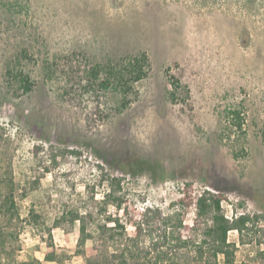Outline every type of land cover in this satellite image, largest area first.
<instances>
[{
  "label": "rangeland",
  "instance_id": "1",
  "mask_svg": "<svg viewBox=\"0 0 264 264\" xmlns=\"http://www.w3.org/2000/svg\"><path fill=\"white\" fill-rule=\"evenodd\" d=\"M141 53L147 78L132 86L125 107L117 92L103 93L110 117L88 128L61 96L60 67ZM9 69L32 80L30 93L18 92ZM232 111L241 113V132ZM107 176L121 179L123 210L99 203ZM10 181L17 213H0V264H43L48 245L57 261L46 264H84L75 211L92 216L86 254H95V241L98 253L136 247L191 264L208 224L195 211L204 192L222 196L228 218L262 215L242 236L227 234L234 264H259L264 0H0V201ZM109 216L140 222L141 234L126 226L121 236Z\"/></svg>",
  "mask_w": 264,
  "mask_h": 264
},
{
  "label": "trees",
  "instance_id": "2",
  "mask_svg": "<svg viewBox=\"0 0 264 264\" xmlns=\"http://www.w3.org/2000/svg\"><path fill=\"white\" fill-rule=\"evenodd\" d=\"M64 86L61 88V96L64 99L75 104L79 111L84 115V120L88 128H93L102 121L110 117V111L105 106L101 107V98L103 93L111 90L121 96L122 107L127 106L126 97L132 92V86L144 80L148 76L149 61L145 53L137 56L120 59L115 63L108 62L102 65L78 64L66 59L65 63L60 67ZM52 72V71H49ZM15 75V76H14ZM9 69L7 71L8 80L17 82V90L20 94L25 95L32 91V80L25 74H14ZM51 73L47 76L51 80ZM9 82V81H8ZM173 86H177L176 81H172ZM176 88V87H175ZM106 93V94H107ZM174 98V93H169ZM92 103L88 107L87 104ZM233 126L241 132L243 119L238 111L230 112ZM110 189L104 193L100 204H111L116 211L122 209L124 199L120 196L121 191L120 178H109ZM113 185L116 186L115 190ZM2 201H0V213L10 212L17 213L15 203V189L13 182L10 181L6 187ZM25 194H22V196ZM222 196L212 195L209 192H204L195 202L196 217L207 218L206 226L202 229V239L195 245L194 257L191 259V264H217L219 258H222L225 264H234V243H229L227 234L230 231H236L240 236L246 231L253 228L261 220L262 215L254 214H239L235 217L228 218L221 212ZM225 198V197H224ZM123 210V209H122ZM126 207H124V212ZM28 217L34 220L39 218V215L34 210H29ZM71 223L75 221L79 223V237L77 240V254L84 257V264H164L165 260H169L168 264H179L164 252L158 254L155 258L147 257V252L142 253L139 248H126L113 253H98L95 250L96 242L94 241L91 250L95 254H86L85 242L92 238L87 233V221L92 216L90 213L80 215L78 211L70 213ZM57 220L54 226H58ZM112 222L115 228L121 230L122 235L125 233L126 226L134 229V237L137 238L141 234V223L129 219L125 224H121V219L117 217H107L106 223ZM104 227H98V229ZM250 231V230H249ZM89 251V253H90ZM167 258V259H166ZM260 263L264 264V253L259 254ZM57 255L52 250V246L48 245V251L43 258V264L48 262H56ZM33 260L17 261L16 264H35Z\"/></svg>",
  "mask_w": 264,
  "mask_h": 264
}]
</instances>
